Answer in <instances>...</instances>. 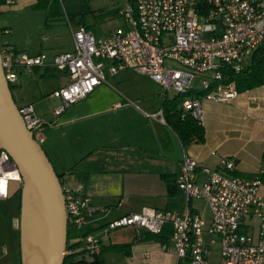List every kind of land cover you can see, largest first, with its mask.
<instances>
[{
	"label": "built area",
	"instance_id": "1",
	"mask_svg": "<svg viewBox=\"0 0 264 264\" xmlns=\"http://www.w3.org/2000/svg\"><path fill=\"white\" fill-rule=\"evenodd\" d=\"M13 3L4 0L5 5ZM118 14L128 28L103 37L85 26L70 25L72 49L53 55L49 64L66 71L69 78L51 94L61 101L56 116L109 77L131 69L157 82L163 96H178L183 112L202 123V100L231 102L238 92L227 73L241 71L247 59L264 46V0H125ZM0 56L8 85L17 83L23 72L47 65L44 55H30L1 42ZM196 77L197 88L193 86ZM18 112L39 142L43 121L33 105H18ZM148 116L165 122L162 108ZM235 172V157H222L218 167L211 168L186 153L176 175L179 211L142 207L120 215L99 234L82 233L77 238L80 245L74 250L66 247L64 254L94 253L101 238L116 229L159 234L169 225L171 244L166 250L186 264H212L210 246L216 243L220 247L216 264H264V169L252 177ZM20 179L8 153L0 150V198L8 197L10 181ZM82 191L81 184L62 185L71 230L84 228L97 211ZM194 199L207 203V219L190 205Z\"/></svg>",
	"mask_w": 264,
	"mask_h": 264
},
{
	"label": "crops",
	"instance_id": "2",
	"mask_svg": "<svg viewBox=\"0 0 264 264\" xmlns=\"http://www.w3.org/2000/svg\"><path fill=\"white\" fill-rule=\"evenodd\" d=\"M36 2L14 0L0 6V31L7 35L1 43L30 55L45 56L47 65L23 72L13 90L17 105L31 103L33 107L34 99L44 94L39 79L57 73L49 65L51 57L71 50L73 45L71 37L70 46L57 48V32L46 27L47 11L41 20L45 10L35 7ZM114 13L119 15L118 9ZM69 25L91 31L84 18ZM116 29L94 35L103 37ZM66 74L65 82L51 90L56 105L48 118L37 115L43 121L39 143L61 184L69 188L83 185L82 194L97 208L84 228L70 230V245H80L77 238L82 233L99 234L110 220L142 207L169 210L166 179L176 178L186 153L211 168H217L222 157H235L236 173L248 177L264 169V85L238 92L231 102L202 100L204 141L184 147L166 122L148 116L162 108L164 97L150 77L120 71L86 97L85 107L64 110L56 116L61 101L51 94L69 82ZM174 96L167 94L169 99ZM21 186V179L10 181L8 197L0 198V264H21L19 231L12 224L20 214ZM170 244V236L167 242H161L145 230L120 228L102 237L100 246L104 248L105 264H186L166 250Z\"/></svg>",
	"mask_w": 264,
	"mask_h": 264
},
{
	"label": "water",
	"instance_id": "3",
	"mask_svg": "<svg viewBox=\"0 0 264 264\" xmlns=\"http://www.w3.org/2000/svg\"><path fill=\"white\" fill-rule=\"evenodd\" d=\"M0 150L21 178L19 231L21 264H62L68 226L59 175L42 145L28 131L3 74L0 56Z\"/></svg>",
	"mask_w": 264,
	"mask_h": 264
},
{
	"label": "rangeland",
	"instance_id": "4",
	"mask_svg": "<svg viewBox=\"0 0 264 264\" xmlns=\"http://www.w3.org/2000/svg\"><path fill=\"white\" fill-rule=\"evenodd\" d=\"M124 7L125 0H50L47 5L40 8L45 10V13L43 12L40 17L41 20H44L47 11L48 22L46 23V27L55 28L58 39V42L56 44L57 48L66 49L68 46H70V39L72 37L69 29V23L74 24L83 18L95 35L103 34L108 30L115 29L116 27H122V29L126 30L128 27L125 26L124 18L122 16L115 15L114 13L115 9L120 10ZM6 38L7 35L3 34V32H0V42L4 43L6 41ZM249 62L250 57L247 59L246 64ZM56 71L57 73L51 78L42 80L39 79L40 84L38 85L40 86V89L43 90L44 94L40 96V98L34 99L33 101L37 114H44L46 115L45 118H48L49 112H51L53 107L56 105L55 100L50 97L51 90L59 84L65 82V78L63 77H65V73L67 72L59 70ZM127 71L132 72L133 70L127 69ZM34 84H36V82H34ZM154 85L157 89L161 88L157 82H155ZM193 86L196 88L198 87L197 77L193 81ZM168 95H171V93H168ZM87 100V98L81 99L68 106L65 111L74 108L81 109L82 107H85L87 105ZM44 109H46L45 112H43ZM57 121H59V118L55 120V122ZM190 205L192 207L198 208L199 212L205 219L209 217V209L205 201L194 199L190 202ZM179 207L181 208V204ZM210 252V261L212 264H216L219 261L220 255L219 244L216 243L211 245Z\"/></svg>",
	"mask_w": 264,
	"mask_h": 264
},
{
	"label": "trees",
	"instance_id": "5",
	"mask_svg": "<svg viewBox=\"0 0 264 264\" xmlns=\"http://www.w3.org/2000/svg\"><path fill=\"white\" fill-rule=\"evenodd\" d=\"M52 1V0H51ZM54 1V0H53ZM50 0H37L35 7L42 8L47 5ZM4 4V0H0V5ZM3 29L0 27V30ZM230 81L234 82L237 92H243L254 87L264 85V46L258 48L250 57V62L247 63L239 72H228ZM17 83L10 84L9 88L13 93ZM162 109L164 112L165 122L176 132L182 145L189 146L191 143H202L204 141V127L202 123L198 122L188 113H184L180 107V98L174 96L167 98L163 97ZM236 173V172H235ZM168 182V196H169V210H180L181 192L176 185V178L166 179ZM21 189L19 190L20 194ZM68 227V238H69ZM151 236L161 242H167L171 234V227L166 225L163 231L159 234H152ZM79 246V243L68 244L67 248L71 247L73 250ZM113 247V246H109ZM104 248L99 247L94 253H88L85 250L72 251L64 255L62 264H105L104 262Z\"/></svg>",
	"mask_w": 264,
	"mask_h": 264
},
{
	"label": "bare ground",
	"instance_id": "6",
	"mask_svg": "<svg viewBox=\"0 0 264 264\" xmlns=\"http://www.w3.org/2000/svg\"><path fill=\"white\" fill-rule=\"evenodd\" d=\"M14 175H17V173L15 172Z\"/></svg>",
	"mask_w": 264,
	"mask_h": 264
}]
</instances>
